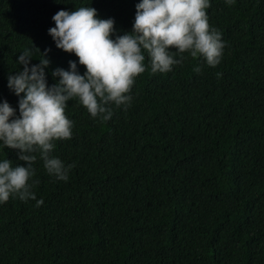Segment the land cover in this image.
I'll use <instances>...</instances> for the list:
<instances>
[{
	"label": "trees",
	"instance_id": "trees-1",
	"mask_svg": "<svg viewBox=\"0 0 264 264\" xmlns=\"http://www.w3.org/2000/svg\"><path fill=\"white\" fill-rule=\"evenodd\" d=\"M137 2L0 0V100L17 107L6 81L25 48L32 64L49 49V84L77 59L47 32L57 10L94 7L122 34ZM205 11L224 41L216 66L172 49L181 62L152 73L145 53L131 102L111 105L109 120L66 102L72 135L51 155L73 165L68 179L35 153L31 191L43 202L0 203V264H264V0H209ZM18 151L0 146V159L25 164Z\"/></svg>",
	"mask_w": 264,
	"mask_h": 264
},
{
	"label": "clouds",
	"instance_id": "clouds-1",
	"mask_svg": "<svg viewBox=\"0 0 264 264\" xmlns=\"http://www.w3.org/2000/svg\"><path fill=\"white\" fill-rule=\"evenodd\" d=\"M208 6L209 0H138L131 30L122 34H116L112 17H99L94 7L57 10L51 17L54 26L47 32L57 48L77 59L68 60L67 69H51L55 82L49 84L45 74L49 49L34 64L30 63L33 48H25L16 57L22 67L7 75L6 86L18 97L17 107L0 100V146L19 150L18 159L26 163L13 166L11 160L0 159V203L10 195L22 201L34 199L36 206L43 202L31 191L38 182L30 181L35 153L50 176L68 179L73 165H66L51 151L53 141L72 135L73 122L64 113L70 99H76L91 117L107 121L112 116L111 105L126 108L131 102L130 88L145 70V53L152 73L171 71L181 62L172 49L216 66L224 41L208 23ZM78 65L84 66L83 74ZM199 70L198 65L193 68Z\"/></svg>",
	"mask_w": 264,
	"mask_h": 264
}]
</instances>
